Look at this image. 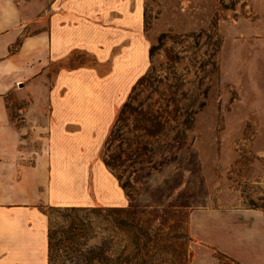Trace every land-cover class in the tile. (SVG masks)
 I'll list each match as a JSON object with an SVG mask.
<instances>
[{"label":"crops","instance_id":"crops-1","mask_svg":"<svg viewBox=\"0 0 264 264\" xmlns=\"http://www.w3.org/2000/svg\"><path fill=\"white\" fill-rule=\"evenodd\" d=\"M252 8L264 42V0ZM149 44L142 0H0V264H47L43 205H152L100 155ZM188 230L190 264H264V210L238 197L190 207Z\"/></svg>","mask_w":264,"mask_h":264},{"label":"rangeland","instance_id":"rangeland-1","mask_svg":"<svg viewBox=\"0 0 264 264\" xmlns=\"http://www.w3.org/2000/svg\"><path fill=\"white\" fill-rule=\"evenodd\" d=\"M252 1L142 0L144 33L149 48L157 47L100 155L111 157L113 173L134 198L142 192L152 201L131 202L153 209L150 218L160 216V207H177L178 220L172 211L165 215L170 233L190 207L219 197L264 210V42ZM21 103L8 97L12 115ZM42 207L48 224L96 219L89 210ZM216 257L218 264H239Z\"/></svg>","mask_w":264,"mask_h":264},{"label":"trees","instance_id":"trees-1","mask_svg":"<svg viewBox=\"0 0 264 264\" xmlns=\"http://www.w3.org/2000/svg\"><path fill=\"white\" fill-rule=\"evenodd\" d=\"M156 47L155 43L150 45V55ZM125 105L127 102L123 103L120 112ZM110 135L111 133L106 141L110 140ZM103 160L113 172L114 163L111 157L104 156ZM116 177L120 178L118 174ZM121 185L132 201V192L125 188V184ZM54 207H63L69 212L89 210L94 212L96 219L72 216L60 225L49 222L47 264H190L192 259L188 212L181 224H177L175 233L165 229V215L170 211L171 219L178 220L177 207L174 205L156 209L160 216L156 215L154 218H150L154 213L153 209L137 207L131 202L126 206ZM231 259L242 264L234 258Z\"/></svg>","mask_w":264,"mask_h":264}]
</instances>
